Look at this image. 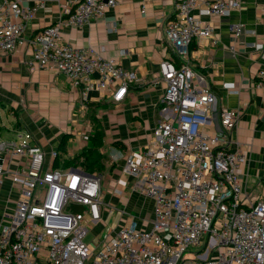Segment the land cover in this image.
<instances>
[{"label": "built area", "instance_id": "obj_1", "mask_svg": "<svg viewBox=\"0 0 264 264\" xmlns=\"http://www.w3.org/2000/svg\"><path fill=\"white\" fill-rule=\"evenodd\" d=\"M55 1H66V12L28 37V24L45 1L0 0V51L27 47L30 69L64 74L85 101L97 89L121 102L134 73L106 58L104 49L75 47L61 38L65 26L102 19L117 0ZM242 1L176 0L165 25L172 56L160 62L155 81L165 85L162 120L141 157H129L125 166L134 188L155 201L152 228L140 229L132 218L95 246L87 243L90 225L102 220L104 174L46 166L43 149L21 132L16 139H0V192L6 175L20 189L1 228L0 264H264V176L261 194L253 199L239 173L246 158L230 147L240 111L218 109L216 93L196 81L189 60L195 39L214 36L212 22L193 11L203 6L205 16L227 17ZM261 4L257 18L264 23V0ZM243 31L242 24L231 26L236 38ZM254 49L263 60L256 87L264 91V44ZM57 155L52 152V159Z\"/></svg>", "mask_w": 264, "mask_h": 264}, {"label": "crops", "instance_id": "obj_2", "mask_svg": "<svg viewBox=\"0 0 264 264\" xmlns=\"http://www.w3.org/2000/svg\"><path fill=\"white\" fill-rule=\"evenodd\" d=\"M45 8L29 22L26 36L58 21L68 3L44 0ZM262 0H243L242 8L227 17H208L199 6L193 14L211 21L213 39H195L189 60L197 72L196 81L210 86L217 96L216 107L239 110L240 117L230 144L233 152L245 156L239 173L251 197L261 194L264 176V91L256 87L262 67L255 51L264 44V23L258 21ZM176 0H117L104 18L82 27L67 25L61 38L75 47L93 46L106 58H113L126 71L134 73L125 98L114 102L111 94L92 90L85 101L81 90L52 69H30L26 61L31 52L21 47L16 52L0 51V139H16L30 133L32 142L44 151L46 166L64 169V163L93 146L92 137L100 131L104 156V182L101 199L102 220L90 225V232L110 236L132 218L143 230L152 228L155 218L153 198L134 188L135 180L125 170L129 157L140 158L150 142L161 115L165 90L159 64L172 56L164 39V28L173 17ZM242 24L243 33L235 37L231 26ZM97 77V75L95 76ZM219 127L210 128L216 131ZM88 136V140L83 137ZM58 153L55 160L52 152ZM17 164L12 163L11 169ZM75 167H70L71 169ZM20 189L4 178L0 192V232L5 214L15 210Z\"/></svg>", "mask_w": 264, "mask_h": 264}, {"label": "trees", "instance_id": "obj_3", "mask_svg": "<svg viewBox=\"0 0 264 264\" xmlns=\"http://www.w3.org/2000/svg\"><path fill=\"white\" fill-rule=\"evenodd\" d=\"M93 146L91 148H85L83 152L75 156L64 163V169L75 167L87 173L102 172L104 167V156L100 152L102 146V137L100 131H97L92 137ZM55 168H58L55 166Z\"/></svg>", "mask_w": 264, "mask_h": 264}, {"label": "rangeland", "instance_id": "obj_4", "mask_svg": "<svg viewBox=\"0 0 264 264\" xmlns=\"http://www.w3.org/2000/svg\"><path fill=\"white\" fill-rule=\"evenodd\" d=\"M98 232L97 231H91L86 237H85V241L87 243H92L94 246L98 243V241H100L101 239H103L104 237H106L104 234H101L98 236Z\"/></svg>", "mask_w": 264, "mask_h": 264}]
</instances>
